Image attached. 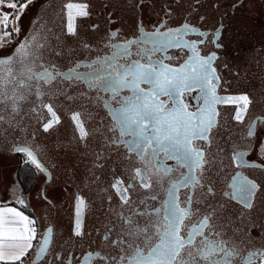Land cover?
Masks as SVG:
<instances>
[{
  "label": "snow or ice",
  "instance_id": "6c2138e0",
  "mask_svg": "<svg viewBox=\"0 0 264 264\" xmlns=\"http://www.w3.org/2000/svg\"><path fill=\"white\" fill-rule=\"evenodd\" d=\"M32 6L33 0H0V66H16V70L7 67L0 74V140L12 152L22 154L26 166H34L50 179L51 173L38 158V153L48 155L47 145L16 141L51 136L54 125L60 123L55 106L82 101L78 105L81 110L71 112L72 139L64 144L57 139L53 151L63 147L67 156L71 147L80 157L94 158L87 175L79 179L85 186L96 185L100 210L112 219L98 241L89 240L99 251L85 252L81 264H89L93 257L100 264H233L237 245L257 237L251 235V227L239 236L228 200L239 201L251 210L257 193H264V179H249L236 172L229 184L231 193L214 190L218 182L216 161L223 152L219 144L216 152L211 151L210 133L220 114L217 105H236L233 118L241 122L255 101L247 92L218 94L221 77L214 67L217 52L201 54L198 45L204 40L185 38L190 33L201 38L208 34L187 21L168 27L166 20H160L154 31L139 27V35L106 44L113 51L80 60L77 49L69 48L67 41L79 39L74 21L89 16L88 4L68 2L59 11L53 7L50 21L37 15L25 29L21 20ZM173 11L167 8L165 17ZM58 17L59 32L55 30ZM222 27L212 33V43L218 49L223 47L218 42ZM117 32L109 30V39ZM169 48L187 50L178 66L165 63L171 59ZM83 50L92 55L88 44H83ZM122 58L125 63L120 62ZM61 63L71 66L61 70ZM81 67L90 70L77 71ZM125 89L129 95L121 96ZM194 89L197 106L190 111L183 96ZM93 90L95 97L90 95ZM101 93L108 94L107 98ZM118 96L113 107L112 101ZM161 96L167 99L161 100ZM93 105H102L111 122L105 123L97 111L95 116L89 113L94 127H86L82 112ZM196 141L202 144L196 145ZM249 153L252 158L246 159ZM168 159L185 170L178 178L170 175L172 167L165 163ZM52 166L56 167L55 163ZM229 166L264 171V129L256 130V119L247 124L244 147L233 146ZM105 167L123 169L129 179L125 183L117 178L111 190L101 187L103 173L98 174L97 169ZM72 175L76 176L74 168ZM181 189L185 190L183 200ZM160 190L163 200L160 206H153L148 201H157ZM10 196H16L14 188ZM73 198L75 219L71 235L63 243L54 239L51 227L41 231L37 218L21 210L26 206L24 199L0 202V264H74L72 253L64 254L63 244L82 243L88 237L83 229L85 197L78 190ZM153 236L158 237L155 243ZM256 260L264 264V248L248 251L242 264Z\"/></svg>",
  "mask_w": 264,
  "mask_h": 264
},
{
  "label": "flooded vegetation",
  "instance_id": "af4514ba",
  "mask_svg": "<svg viewBox=\"0 0 264 264\" xmlns=\"http://www.w3.org/2000/svg\"><path fill=\"white\" fill-rule=\"evenodd\" d=\"M254 1L258 4L262 0H44L35 10L34 14L29 18L26 25H23V17L21 20L25 29L29 27L33 17L40 15L44 20H51L52 8L59 11L64 4L68 2L73 3H87L89 16L76 17L75 25L79 31V39L72 38L67 41L69 48L77 49V58L80 60L91 59L95 54H103L113 51V49L106 47L108 43H119L128 37L139 35L138 28L142 27L145 31H154L155 25L160 20H166L168 27H175L187 21L201 31L208 35L200 37L198 33H190L186 39H203L204 43L198 45L201 54H207L211 51L217 52V59L214 61V67L217 69L218 75L221 77V84L217 91L219 95H238L247 92L252 97L255 103L249 106V109L244 114V121L238 122L234 120L235 108L234 104H219L217 109L219 111L217 126L210 133V138L213 143L211 151L216 152V145L219 144L223 152L217 158V169L214 170L216 180L214 190L217 192L227 191L231 193L232 189L229 187L232 177L236 172H240L243 176L249 179L257 178L264 179V171L256 168H236L229 166L230 156L234 145L244 147V139L246 138V129L249 121L256 119V130L264 129V14L257 16L254 9ZM179 3V7L177 4ZM51 5V7L49 6ZM264 5V3H263ZM172 8L174 11L167 18L165 12L167 8ZM111 14V15H109ZM200 16H204L203 21ZM64 23L67 22L66 15L64 16ZM56 31L60 30V19L56 20ZM92 25L97 27L93 29ZM221 34L219 43L223 45L221 48H216L212 43V33L216 28H220ZM49 27L52 25L49 23ZM37 28L40 24L37 23ZM109 30H118L114 39H109ZM101 38H103L101 40ZM88 44L92 49V55H89L87 50H83V44ZM135 47V46H134ZM99 49V53H97ZM186 49L169 48L168 55L171 59L165 60V63L173 66H178L186 58ZM138 57H132L137 59ZM160 58V54H157ZM121 63H125V59H121ZM71 66L67 63L59 65L61 70ZM7 67L15 65L0 66V74H3ZM94 68H99V65H93ZM88 68H78L77 71L87 72ZM81 87L84 86L81 84ZM141 87H148V85H141ZM90 95L96 96L93 90ZM105 98L108 94L101 93ZM121 96L129 95L127 89L120 93ZM196 90L191 93H185L183 99L189 105L190 111H195L197 101L194 99ZM116 100L112 101L113 107L117 106ZM161 100H166L167 97L161 96ZM82 101H77L72 105H56L57 115L60 117V123L54 125L55 131L51 136L38 135L34 141L17 140L16 143L24 144H45L48 148V155L38 153V158L48 168L51 177L45 178L44 174L37 171L34 166L25 165L22 162L21 155L13 153L15 157V166L13 171V180L16 188L19 189L17 193L18 198H22L26 202V206L21 207L26 214L37 218L41 225V231L45 227L53 229V237L55 240L66 241L71 235V228L75 219L74 216V198L73 194L78 190L84 195L86 206L83 211V229L88 239L81 242H68L63 244L64 254L72 253L74 264H81L83 255L88 251H99L96 243H89V240L98 241L104 234L106 228L110 227L111 217L107 216L100 210L99 197L96 195L97 188L95 184L85 186L81 182L80 177L87 175L86 169L92 167L91 156L80 157L78 153H73L71 147L67 149V156L65 149L60 147L53 151V147L57 139L64 144L68 143L73 136V125L71 122V112L80 111L79 104ZM99 111L100 115L105 117V123L111 122V117L107 116L106 110L102 105L96 107L95 105L88 107L87 111L82 112V118L85 120L86 127L91 129L94 127L93 121L89 119V113L95 116ZM45 118L47 113H44ZM97 121L99 117H96ZM196 145L202 144L201 141L194 142ZM80 151H84L83 148ZM121 151H125L121 146ZM162 155V154H161ZM252 153L246 159H251ZM223 162L221 165L220 162ZM259 163V161H257ZM55 163L56 167H53ZM102 163V162H100ZM166 164L172 167L170 175L173 178H178L180 173L185 171L176 165L174 160L168 159ZM76 170V176L72 175V169ZM103 173L101 187L111 190V184L117 179H122L127 182L129 177L124 173L123 169L115 167H105L97 169V173ZM162 174V173H161ZM24 179H26L24 190ZM26 191V192H25ZM181 200L184 199V189H181ZM22 193V195H21ZM45 193L47 200H45ZM163 191H159V198L157 201H148L153 206H160L163 200ZM259 193L254 201V206L257 201ZM253 206V207H254ZM228 207L230 213L232 211L241 216L248 214L251 210L244 208L239 201L228 200ZM197 222L193 220L192 223ZM241 236V235H240ZM158 237L153 236L152 243H155ZM264 246H256L250 243L237 245V253L233 258V264H242V259L246 256L248 251H256ZM128 254H131L130 251ZM37 264H41L37 261ZM89 264H100V262L93 257L89 260ZM254 264H259L256 260Z\"/></svg>",
  "mask_w": 264,
  "mask_h": 264
},
{
  "label": "rangeland",
  "instance_id": "374dc122",
  "mask_svg": "<svg viewBox=\"0 0 264 264\" xmlns=\"http://www.w3.org/2000/svg\"><path fill=\"white\" fill-rule=\"evenodd\" d=\"M43 1L44 0H33V6L27 11L26 15L23 16V25H26L29 18L34 14L37 7ZM263 3L264 0L260 1L258 4L254 1V6H252L256 10L255 13L258 17L264 14ZM14 166L15 157L12 151L2 140H0V199L1 197L6 200H15L18 198L17 193L15 197L10 196V190L13 188L15 192L19 191L13 180ZM25 182L26 179H24L23 186L27 185ZM1 188L3 192H1ZM24 190H26V187ZM231 214L234 217V227L239 230V236H243L244 230L251 227V235L257 237V239L250 244L264 246V239L260 238L264 235V193H259L253 209L248 214L241 216L242 218L236 216L237 214L233 211Z\"/></svg>",
  "mask_w": 264,
  "mask_h": 264
},
{
  "label": "crops",
  "instance_id": "0c3cea01",
  "mask_svg": "<svg viewBox=\"0 0 264 264\" xmlns=\"http://www.w3.org/2000/svg\"><path fill=\"white\" fill-rule=\"evenodd\" d=\"M1 192H3L2 191V188H1ZM3 201H7L6 199H3L2 197H1V199H0V202H3ZM13 206H16V207H18L16 204H13ZM22 210V209H21ZM23 211V210H22Z\"/></svg>",
  "mask_w": 264,
  "mask_h": 264
},
{
  "label": "trees",
  "instance_id": "16d2710c",
  "mask_svg": "<svg viewBox=\"0 0 264 264\" xmlns=\"http://www.w3.org/2000/svg\"><path fill=\"white\" fill-rule=\"evenodd\" d=\"M24 185V184H23ZM29 185H27V188H28ZM25 187V186H24Z\"/></svg>",
  "mask_w": 264,
  "mask_h": 264
}]
</instances>
